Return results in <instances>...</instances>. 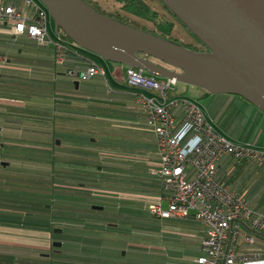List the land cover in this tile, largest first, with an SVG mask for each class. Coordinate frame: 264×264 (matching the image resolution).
I'll return each instance as SVG.
<instances>
[{
	"label": "crops",
	"instance_id": "crops-1",
	"mask_svg": "<svg viewBox=\"0 0 264 264\" xmlns=\"http://www.w3.org/2000/svg\"><path fill=\"white\" fill-rule=\"evenodd\" d=\"M64 42L73 63L74 54L81 50ZM88 58L82 57L80 63ZM123 67L112 64L108 76L103 68L104 75L91 79L110 84L115 95L107 97L108 106L123 108L125 122H120L121 126L137 130L140 125L132 113L137 88L125 84ZM79 81L66 74L64 66L54 65L50 45L36 44L25 34L14 35L9 26L0 24V264H117L121 250L126 254L133 246L142 245L132 243L131 238L135 234L140 239L147 237L148 231L136 228V224H147L146 220L159 222V234L163 235H173L167 228L178 229L179 221L185 232L182 234L194 241L188 260L167 258L161 253L165 257L161 264H194L201 254L204 236L199 222L143 215L132 218L125 210L122 212L126 205H120V197L127 196L126 192L98 184L84 185L83 178L72 176L75 167L69 161L73 158L71 149L93 157L114 156L106 151L111 148L109 144L99 139L92 146L83 136L91 134L94 125L85 113L89 99L81 91L75 92ZM190 92L189 99L201 104L206 118L219 132L234 142L264 149V111L239 95L205 96L203 88ZM226 122L234 128V137L224 132L222 124ZM115 125L114 120L109 124ZM103 129L91 140L114 132ZM93 169L83 164L80 173ZM261 171L264 174V166ZM246 196L253 200L255 194ZM157 197L156 193L149 200ZM133 219L136 230L127 229L129 237L117 243V238H126V233L120 231H125L121 224L133 225ZM143 251L140 254L145 262L154 258L151 255L159 261L154 252Z\"/></svg>",
	"mask_w": 264,
	"mask_h": 264
},
{
	"label": "built area",
	"instance_id": "built-area-1",
	"mask_svg": "<svg viewBox=\"0 0 264 264\" xmlns=\"http://www.w3.org/2000/svg\"><path fill=\"white\" fill-rule=\"evenodd\" d=\"M47 18L39 0H0V24L9 26L14 35L25 34L39 45H50L55 65L64 66L66 74L78 80L104 75L103 67L90 58L81 64L85 58L81 54L70 63L66 43L48 34ZM175 81L126 68V83L137 88L135 102L153 131L159 155L151 172L164 194L148 202V210L158 218H193L201 223V254L194 264H264V251L251 248L257 237L264 239V205L232 187L218 172L225 155L264 166V149L230 140L198 103L169 96Z\"/></svg>",
	"mask_w": 264,
	"mask_h": 264
},
{
	"label": "water",
	"instance_id": "water-1",
	"mask_svg": "<svg viewBox=\"0 0 264 264\" xmlns=\"http://www.w3.org/2000/svg\"><path fill=\"white\" fill-rule=\"evenodd\" d=\"M39 1L56 33L103 60L239 95L264 111V0H160L201 50L105 15L85 0Z\"/></svg>",
	"mask_w": 264,
	"mask_h": 264
},
{
	"label": "trees",
	"instance_id": "trees-1",
	"mask_svg": "<svg viewBox=\"0 0 264 264\" xmlns=\"http://www.w3.org/2000/svg\"><path fill=\"white\" fill-rule=\"evenodd\" d=\"M85 1L88 2L93 8L101 12L93 2H91L90 0H85ZM135 5L139 10L145 8L144 5L141 4L139 0L138 1L135 0ZM165 8L168 9L166 6ZM114 18H117L128 24L140 28L139 26L135 25L134 23H130L129 21L123 19L122 17L116 16ZM65 38L70 42H73L66 35ZM77 47L81 49L80 54L84 57L86 56L92 59L89 55H87L88 53L97 56L96 54L91 53L79 46ZM68 52H69V48H68ZM73 57H76L75 54ZM91 78L87 80H80L78 89L75 92L81 91V93L84 94L85 99L86 98L89 99L90 103L88 104L87 108L85 107V113L89 116L88 118L90 119L92 125H94V127L100 131L104 130L103 128H105L106 130L109 129L110 131H114V132H112L113 134L110 136H106L105 134H102L105 136L101 135L102 138L99 137L96 140H91L92 137H95L94 130L91 134L88 133L83 136H85V139L89 141V144L92 146L94 142H96L99 139L101 143L109 144L111 148L106 151H110V154L112 153V155L114 156L105 155L104 157H98L97 155H95L93 157L90 156V154L88 153L81 152V154L83 155L82 156L81 154H79L80 153L79 151L71 149L73 151L69 154H71V157L73 158L72 159L69 158V161L75 167L72 172V176L74 177L76 176L75 179L83 178L82 183H84V185L87 183L88 184L92 183V184H98L99 186H105L107 188L111 187L116 191L126 192L127 196L120 197L121 200L120 205L121 204L126 205L125 208H122V212L125 210L126 214H130L132 218H134L135 216H142V215L143 217L148 216V218L153 217V215L150 214L147 207L148 202H150L149 199L151 196L153 197V195H156V193L158 194V196L164 194L160 187L158 178L151 172V168L156 166L159 161V155L157 152V146L153 131L147 126L140 109L139 108L135 109V107H138V105L135 102V98L133 104L134 110H132L133 111L132 113L137 119L136 124L140 126H138L139 128H137V130H134L136 128L121 126L122 123L120 122L124 121L126 111L121 107L117 108V107L108 106L106 100L108 96L115 95L113 94L114 90L110 88V84L106 80L101 79L100 81L95 83L94 81H92ZM72 87L74 88V85H72ZM90 89H95L96 92ZM214 94L227 95V93L205 92V96H212ZM100 100L101 101L103 100V102H101L100 105H98V103L97 104L92 103ZM113 120L116 121V125H115L116 127L109 126V124L111 125ZM187 134L188 133L185 131L183 133V137L187 138L188 137ZM86 157H90L89 158L90 161L87 160ZM224 157L226 158L228 156L225 155L219 160L218 170L222 165V163H224L223 160ZM100 159H102L103 161H101ZM83 164L92 166L94 169L89 170L87 173L84 172L83 174H81L80 172L82 171L80 170V167ZM98 166H100V169H98ZM52 167L54 168L53 163H52ZM231 180H233V178ZM247 193L250 194L252 192L249 191ZM134 194H137L138 197L136 198ZM139 194H143V196L140 197ZM128 195H132V196L129 197ZM128 206H130V208ZM179 219H185V218H179ZM186 219H193V218H186ZM134 223L135 220L133 219V224Z\"/></svg>",
	"mask_w": 264,
	"mask_h": 264
},
{
	"label": "rangeland",
	"instance_id": "rangeland-1",
	"mask_svg": "<svg viewBox=\"0 0 264 264\" xmlns=\"http://www.w3.org/2000/svg\"><path fill=\"white\" fill-rule=\"evenodd\" d=\"M90 1L93 2L101 11V13L105 15L112 17H122L123 19L129 21L130 23H134L135 25L139 26L140 28H143L144 30L150 32L153 31L159 35H164L166 38L178 41L193 49H203L202 45L196 41V38L192 34V32L179 19L175 18L169 12H167V10H165V8L161 6L158 0H139L141 4H143L145 7L142 10L137 9L135 5V0ZM47 31L52 39L59 38L63 41L66 40V42L68 41L67 44H71L72 46L76 47L73 42H70L65 38L63 32H55L54 22L49 14L47 18ZM87 55H89L92 60L100 64L105 69V72L108 76L109 67L112 64H115V62L103 60L93 54L88 53ZM122 66H124L123 72L125 74V84L127 85L125 73L126 65ZM144 73L148 74L145 71ZM193 88L200 90L201 87L176 80L175 83L172 84L171 88L169 89L168 94L171 97L189 98L191 95L190 91L193 90ZM195 102L201 106L198 101ZM136 108L138 107H135V109ZM222 127L224 129V132L227 133L229 137L235 136L234 134H232L234 128L229 126L227 122L223 123ZM93 130L95 136H97L96 132L98 131V129L93 127ZM241 133L242 132H240V135ZM94 139L95 138H93V140ZM100 160L103 161L102 159ZM223 160L224 163H222L218 170L220 175H223L232 187L240 190L241 192H244L245 194H248L247 192L249 191L252 193L255 192V197L252 201L258 203V205H264V174H262L261 171L262 166L250 165V163H243V161L238 162L237 160H234L230 157H224ZM231 177L233 178V180H231ZM146 223L147 224H143L141 226L139 224H136V228H138L137 230H139L140 227L141 229L143 228V230L148 231L147 237L140 239L135 236V234L132 235L131 242H140L142 245H149L133 246L131 250L126 254H123L124 250H121L120 256L118 257L119 259L116 261L117 264H161V261L163 263L162 258L164 257L161 256V253L165 254L167 258H178L180 261L188 260L191 257V253H193L192 243H194V241L189 236L182 234L185 232L183 229L180 228L179 221L176 224L178 229H175V227L173 229L167 228V230L174 232L173 235L159 234V222L157 223L156 221L146 220ZM134 226V224H121V227L125 228V231H120L126 233V238H117V243L125 241L129 237L128 230H130L131 232H134L132 230H136L133 228ZM252 247L264 251V239L257 237L255 244H253L251 248ZM144 249L149 252H154V254H157V256H159V261L156 260V255H151L155 259L153 258L150 259L148 262H145V257L141 256L140 254V252H144ZM154 261H156V263Z\"/></svg>",
	"mask_w": 264,
	"mask_h": 264
},
{
	"label": "flooded vegetation",
	"instance_id": "flooded-vegetation-1",
	"mask_svg": "<svg viewBox=\"0 0 264 264\" xmlns=\"http://www.w3.org/2000/svg\"><path fill=\"white\" fill-rule=\"evenodd\" d=\"M159 2H160V4H161V6L163 7V8H165V6H164V4L160 1V0H158ZM165 10H167V12H169L172 16H174L175 18H177L171 11H169L168 9H166L165 8ZM178 19V18H177ZM196 38V37H195ZM196 41L197 42H199L201 45H202V47L203 48H205V46L196 38Z\"/></svg>",
	"mask_w": 264,
	"mask_h": 264
}]
</instances>
